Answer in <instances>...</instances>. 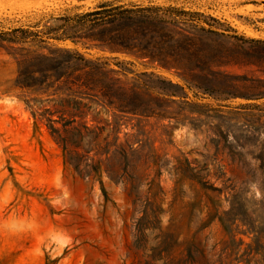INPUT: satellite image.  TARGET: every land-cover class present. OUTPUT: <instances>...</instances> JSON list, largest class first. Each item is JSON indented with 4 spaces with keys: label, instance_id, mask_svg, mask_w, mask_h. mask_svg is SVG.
<instances>
[{
    "label": "rangeland",
    "instance_id": "rangeland-1",
    "mask_svg": "<svg viewBox=\"0 0 264 264\" xmlns=\"http://www.w3.org/2000/svg\"><path fill=\"white\" fill-rule=\"evenodd\" d=\"M107 1L202 12L264 41V0H0V28ZM189 38L183 69L59 42L129 87L111 97L123 111L70 107L65 148L0 50V264H264V46Z\"/></svg>",
    "mask_w": 264,
    "mask_h": 264
},
{
    "label": "trees",
    "instance_id": "trees-1",
    "mask_svg": "<svg viewBox=\"0 0 264 264\" xmlns=\"http://www.w3.org/2000/svg\"><path fill=\"white\" fill-rule=\"evenodd\" d=\"M195 32L208 36L221 35L233 41L241 39L252 46H264L263 40L240 36L231 26H225L218 18L202 12L176 6L107 1L83 12L67 11L57 16L40 17L29 25L2 27L0 50L16 65L14 86L35 95L26 102L36 122L46 118L51 135L65 148V134L76 116L70 107L80 106L84 100H88L101 101L105 108L123 111L126 108L124 102L120 104L111 97L117 91L127 92L129 87L110 68L107 58L88 59L78 50L60 46L59 42L70 41L158 63L169 69H183V64L177 59L181 48L179 39L191 41L189 35ZM189 79L184 76V80ZM43 96L47 101H55L50 96L60 97L66 108L61 111L44 108ZM101 97L108 100L104 101ZM55 112L61 114V120L66 118L65 114L71 115L72 118L67 120L68 125L55 126L57 120L51 117ZM224 227L227 228L225 224Z\"/></svg>",
    "mask_w": 264,
    "mask_h": 264
}]
</instances>
